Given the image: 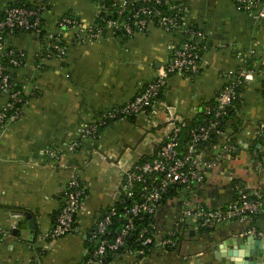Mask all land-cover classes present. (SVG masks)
<instances>
[{
  "label": "crops",
  "instance_id": "crops-1",
  "mask_svg": "<svg viewBox=\"0 0 264 264\" xmlns=\"http://www.w3.org/2000/svg\"><path fill=\"white\" fill-rule=\"evenodd\" d=\"M16 1L0 0V12ZM175 1L187 5V22L203 32L197 72L171 76L153 109L110 123L94 140L79 139L81 125L132 100L169 64L171 48L182 42L183 34L150 25L130 38L109 30L100 39L81 43L75 35L95 23L100 13L96 0H48L43 25L47 34L57 33L64 15L79 20L78 29L62 35L66 57L49 59L39 73L35 59L41 44L36 36L22 33L10 38L9 44L27 55L26 65L17 71L27 104L21 118L8 121L0 134V207H19L30 213L37 237L29 241L24 216L15 219L0 209V230L10 231L0 242V264H83L90 251L89 233L120 200L126 174L154 157L175 127L198 119L203 106L223 89L224 75L236 73L248 61L257 72L242 87L240 103L234 108L239 123L236 151L226 152L222 145L201 151L200 156L212 161L213 167L201 169L202 183L157 207L156 238L162 240L177 228L185 207L224 209L240 192L250 197L264 195V145L256 143L259 132H264V21L238 11L236 0ZM251 1L264 4V0ZM6 103L0 95V109ZM78 140L79 147L73 148ZM74 174L87 189L76 231L48 241L46 234ZM16 229L18 236H14ZM249 234L264 236V214L211 230L186 221L180 226L175 249L112 254L107 264H221L222 254L229 251L224 241ZM234 249L242 251L237 245Z\"/></svg>",
  "mask_w": 264,
  "mask_h": 264
},
{
  "label": "built area",
  "instance_id": "built-area-1",
  "mask_svg": "<svg viewBox=\"0 0 264 264\" xmlns=\"http://www.w3.org/2000/svg\"><path fill=\"white\" fill-rule=\"evenodd\" d=\"M161 2L171 4L172 10L180 6L184 7L185 13H189L184 2L175 1L180 5H173L172 0H156V3ZM30 3L33 5L32 7H27V4L6 7L0 15V95L7 99L6 105L0 109V134L8 121H17L21 118L24 106L27 104V100L24 99L23 88L18 89L5 63L9 60L12 66L20 70L27 63V55L7 51V42L17 33H29L38 37L41 30H44L42 11L46 9L48 0H30ZM126 4V0L120 2L121 9L115 19L110 18L113 15L110 12L106 13L104 6L98 5L100 13L97 19L105 20L104 24L95 22L86 31L81 32L80 30L75 35L77 40L84 43L100 39L109 30L115 35L123 32L125 35L132 36L137 32L146 31L150 25L169 33L181 32L183 40L171 48L172 57L169 64L161 69L158 75L145 85L132 100L103 112L94 122L82 124L79 130V139H95L99 128L105 126L107 122L124 119L129 115H140L149 109H153L171 76L192 75L197 72L202 61L203 32L199 29H190V23L187 22L188 18L178 19L177 16H161L156 9L140 8L136 12H131L128 15L129 20L125 21L122 17ZM236 7L238 11L253 13L257 18L264 21V4L256 5L251 0H236ZM103 12L110 19L101 18ZM179 20L182 21V25ZM79 26L76 17L64 15L57 23V33L44 35L45 43L41 45V50L35 59L36 71L42 72L46 61L49 59L63 60L66 57L67 49L62 42V35L64 32L78 29ZM41 52H44L45 55L41 56ZM253 77L254 72L245 67L236 73L224 75L223 89L216 96L214 104L205 108V115L208 117L207 124L192 131L193 144L186 154H181L180 151L181 127L177 126L154 157L136 164L126 174L121 190L124 202H132L130 207L124 208L125 216L130 217L129 222L114 241H109L105 239L107 227L112 218L117 216V211L112 209L98 220L90 232L91 248L83 264H105L108 255L118 252L125 245L127 237L133 234L135 219L143 216H154L157 207L172 188L180 187L183 190H190L194 185L205 180L201 169H211L213 162L198 155L194 146L207 140L211 132L220 133L218 130L221 123L220 118L235 106L241 95V87L245 82L252 81ZM34 89L35 91L39 90L37 85ZM259 133L258 138H264L263 130ZM79 145L80 143L75 141L72 147L77 148ZM222 147L229 153L235 152L237 149L236 145L227 142ZM81 184L80 178L75 174L69 180L63 206L56 216L51 230L46 234L48 241L61 239L76 231V217L83 208L84 198L87 194L85 185ZM138 192L140 193L137 196ZM261 214H264V195L250 197L243 192H240L224 209L210 210L201 206L185 207L174 231L158 241L156 237L151 235L157 231V225L156 223L150 224L136 237L137 249L130 250V253L134 255L144 254L146 249L155 247L175 249L178 246L180 226L186 221H191L201 229L211 230L219 225L237 220L242 221L249 216ZM11 216L15 219L22 217L21 214L17 213H13ZM251 233H255V231ZM9 235V230H0V242Z\"/></svg>",
  "mask_w": 264,
  "mask_h": 264
},
{
  "label": "trees",
  "instance_id": "trees-1",
  "mask_svg": "<svg viewBox=\"0 0 264 264\" xmlns=\"http://www.w3.org/2000/svg\"><path fill=\"white\" fill-rule=\"evenodd\" d=\"M172 1L173 2H171V3H173V5H180V3H177L174 0H172ZM126 2H127L126 8L124 9V13H123V17H122L125 21L129 20L128 15H130L131 12H136L140 8L156 9L157 11L160 12L161 16H169V17H171V16H175L176 17L177 16L178 19H180V18H188V16H189V13H185L184 7L180 6V7H177L176 9L172 10L171 9V4H165L164 2L156 3V0H126ZM96 3H97V5L104 6V8L106 10V13L110 12L113 15V17H110L112 19L116 18L117 13L121 9L120 3L112 1V0H96ZM23 4H27V7H32L33 6L30 3V0H17L15 3H11L7 7H10V6H13V5L14 6L15 5H23ZM47 7H46L45 10L42 11L43 15L47 11ZM106 13L103 12L102 15H101V18L110 19L109 17L106 16ZM0 15H1V12H0ZM77 21H79V20L77 19ZM104 21L105 20H103V19H96L95 22L100 23V24H104ZM179 22L182 25V21L179 20ZM43 25H44V18H43L42 26ZM189 28L190 29H199L198 26L195 25L192 22H190ZM20 34H22V33H17L15 36H18ZM45 34H46L45 30L42 29L41 30V34H38V37H37V35H35L41 45H44V43H45V39H44V35ZM116 36L124 37V38H130L131 37L129 35H125L123 32L118 33ZM9 40L7 42V51H14L15 53H23L24 55H26V53H24V52H22L20 50H17L14 47H12L9 44ZM40 55L44 56L45 54H44V52H41ZM5 63H6V66L9 68L8 72L11 74V77L13 78V81L17 84L18 89H21V85H20V83L18 81V78H17L18 68H15L14 66H12L9 63V60H7ZM245 68L247 70H251V71H253L255 73L257 72L256 69L253 67L251 61H248L246 63ZM245 83H244V85H245ZM242 87L240 89V93L242 91ZM162 95H163V93L159 96L158 99H160L162 97ZM24 99L27 100L26 97H24ZM214 100L215 99H213L212 101L208 102L207 104H205L203 106L201 112L199 113V118L198 119H196L194 121H188V122H185V123H183L181 125H178L179 127H181V130H180V151H181V154H186L188 152L189 148L193 144V142H192V134H191L192 131L193 130H198L201 127H203V126H205L207 124L208 117H206V115H205V108L207 106L213 105L214 102H215ZM239 103H240V97L236 101L235 106L233 108L229 109L227 114L224 115L222 118H220L221 123H220L219 129H218L220 131L219 134H217L216 131H213V132L210 133V135L207 138V140H205L203 142H200V143H198V144H196L194 146V149H195V151H196V153L198 155H200L201 151H205V150H207L209 148H212V146H214V145H216V146H219V145L221 146L222 145L223 146L226 142L230 143V144H233V145L238 144L237 135H238V130H239V123H238V120L236 118V115H235L236 111H235L234 108H236L239 105ZM148 111H150V109ZM135 117H136V115H131V116L129 115V116L124 117V119L131 120V119H134ZM117 120H119V119H117ZM112 122H114V121H109V122H107V124L105 126L100 127L99 130H98V133L96 135V138L100 134L101 130L104 127L108 126ZM81 140H78V142L81 143L80 142ZM90 140H94V139H90ZM256 143L261 145V146H263L264 145V138H258L256 140ZM146 160H149V159H144L143 161H146ZM143 161H141V162H143ZM80 181H81V179H80ZM81 183H82L81 185H84L82 181H81ZM181 191H183V189H181L180 187L172 188L169 191L168 195L165 196V198L163 199L162 203L164 201L168 200L170 197L179 194ZM139 193L140 192L137 193V196L139 195ZM131 204H132V202H129V201L124 202L123 196H121L120 200H118L115 203L114 209L117 211L118 214H117V216L112 218L111 223L108 225L107 233L105 235V239H107L109 241H114L118 237V235L120 234L121 230L129 222V218H130V217L125 216L124 208L125 207H130ZM0 209L8 211V212H10L12 214L13 213L21 214L22 216H23L24 211H25V209H22V208H19V207H10V206H3V207H0ZM111 210H109L106 213H104V215L108 214ZM153 223H156V221L154 220V216H143L141 218L135 219L134 220L135 229L133 231V234L130 235L129 237H127V239L125 240V245L122 246L118 252L111 253V254L108 255V257H107V259L105 261V264H107V261H109L110 255H112V254H118V253L128 252V251L130 252V250L137 249V245L135 243L136 237L140 234V232L144 228L149 227V225L153 224ZM19 227H22V226H19ZM94 227L91 229L90 232H92ZM155 233L153 232V233H151V235L153 237H156ZM89 235H90V233H89ZM130 237H132V239H130ZM88 239H90V236L88 237ZM90 248H91V243H90ZM148 250H150V248L146 249L145 252H147Z\"/></svg>",
  "mask_w": 264,
  "mask_h": 264
},
{
  "label": "water",
  "instance_id": "water-1",
  "mask_svg": "<svg viewBox=\"0 0 264 264\" xmlns=\"http://www.w3.org/2000/svg\"><path fill=\"white\" fill-rule=\"evenodd\" d=\"M23 216L28 222L29 241L34 242L37 237V225L33 216L25 212ZM19 230L14 231V236H18ZM132 239V237H130ZM226 248L229 249L226 255L222 254L225 259L221 264H264V236L249 234L244 238L225 240ZM235 245L242 251L235 250ZM219 259V258H217ZM221 261V259H219Z\"/></svg>",
  "mask_w": 264,
  "mask_h": 264
}]
</instances>
